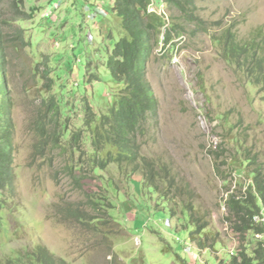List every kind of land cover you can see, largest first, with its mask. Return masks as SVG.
<instances>
[{"label": "rangeland", "instance_id": "374dc122", "mask_svg": "<svg viewBox=\"0 0 264 264\" xmlns=\"http://www.w3.org/2000/svg\"><path fill=\"white\" fill-rule=\"evenodd\" d=\"M151 1L159 12L162 4ZM113 7V0H0L10 23L3 40L13 127L0 264L39 246L70 264H224L238 252L226 203L244 199L253 171H264V83L248 72L255 73L247 55L229 58L226 40L254 43L264 55V0H198L201 29L164 6L163 33L170 23L182 29L168 45L162 35L146 64L156 107L137 138L140 159L117 161L107 146L100 157L109 150L115 160L101 169L89 162L91 131L124 88L106 67L126 35ZM97 8L105 15L90 18ZM50 100L59 116L47 111ZM263 238L248 233V253Z\"/></svg>", "mask_w": 264, "mask_h": 264}, {"label": "trees", "instance_id": "16d2710c", "mask_svg": "<svg viewBox=\"0 0 264 264\" xmlns=\"http://www.w3.org/2000/svg\"><path fill=\"white\" fill-rule=\"evenodd\" d=\"M22 0H20L21 2ZM113 11L121 20L126 35L120 38L114 45L107 60V69L114 81L123 84L118 100L107 115L100 118L98 125L91 131L92 153L89 162L96 164L98 168H105L108 163L125 159L129 162L139 160L138 135L142 132V126L146 123L150 113L155 112L156 102L151 87L146 79V64L159 45L160 37L165 45L171 44L175 32L181 31L182 27L169 24L164 30V22L160 17L147 13L150 0H113ZM166 4L169 12H177L183 16L187 25L201 29L203 22L195 16L194 8L198 0H161ZM22 16L26 17L25 14ZM194 16V17H193ZM4 14L0 9V192L11 187V163L13 152V127L10 119V98L5 82V53H4V29L7 25ZM22 39L21 31L17 34ZM228 40V39H227ZM226 40L227 54L231 60L239 61L244 53L249 61L252 71H248L258 80L264 83V55L257 56L254 43L248 46H239L234 40ZM249 54V55H248ZM255 79V80H256ZM47 111L51 115L59 116V107L53 100L49 101ZM87 123L90 130L95 123V117L90 107H86ZM73 140L79 141L77 134ZM110 147L116 154L107 151L105 158L101 153L106 147ZM113 159V160H112ZM252 185L244 199L235 196L229 197L226 207L233 221L232 229L239 236V249L236 255H232L224 264H264V238L258 241L256 248L248 253L246 235L264 236V224L253 221L254 217L264 215V171L262 168L253 171ZM1 194V193H0ZM82 224H90L95 227L104 223V218L76 219ZM91 221V222H88ZM83 225V226H85ZM193 239V237H192ZM200 249L202 245H198ZM15 264H70L56 259L44 247H37L30 253H26L24 259H17ZM223 264V263H222Z\"/></svg>", "mask_w": 264, "mask_h": 264}, {"label": "built area", "instance_id": "2783aa9c", "mask_svg": "<svg viewBox=\"0 0 264 264\" xmlns=\"http://www.w3.org/2000/svg\"><path fill=\"white\" fill-rule=\"evenodd\" d=\"M158 2H159L158 4H162V9H161L159 12L155 11V9L152 7L155 3H154L153 1L150 0V4H149V6L147 7V13H149V14H156L158 17H160V18L162 19V21H163L164 24H165V21H164V19H163L162 16L165 15L164 6H165V8H166V4L163 3L161 0H158ZM166 10H167V8H166ZM97 14H103V15H105L104 11L102 12L99 8H97V9L95 10V12H94V15L90 16V18L94 19L95 16H96ZM88 16H89V15H88ZM88 16H87V17H88ZM254 220H255L257 223H259L258 221H261V223L264 224V215L262 214L261 219H260L258 216H256V217H254Z\"/></svg>", "mask_w": 264, "mask_h": 264}, {"label": "bare ground", "instance_id": "6f19581e", "mask_svg": "<svg viewBox=\"0 0 264 264\" xmlns=\"http://www.w3.org/2000/svg\"><path fill=\"white\" fill-rule=\"evenodd\" d=\"M261 219V218H260Z\"/></svg>", "mask_w": 264, "mask_h": 264}]
</instances>
